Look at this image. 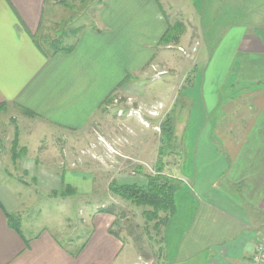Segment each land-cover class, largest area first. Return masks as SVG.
<instances>
[{
  "label": "crops",
  "instance_id": "crops-1",
  "mask_svg": "<svg viewBox=\"0 0 264 264\" xmlns=\"http://www.w3.org/2000/svg\"><path fill=\"white\" fill-rule=\"evenodd\" d=\"M104 3L97 26L82 28L80 37L70 44L75 45L74 50L54 54L41 49L36 36L48 28L47 23L54 22L56 8L66 6L64 0H0L1 110L17 109L30 124L82 132L99 109L108 108V98L131 89L138 92L134 84L127 82V74L140 77L150 64L154 68L156 53L152 48L161 45L168 29H183L166 41L168 47L176 42H192L194 29L214 30L217 52L204 70L202 85L204 109L214 117L203 132L209 125L208 140L220 145V149L216 147L215 163L207 173H214L218 165L213 184L220 178L225 183L219 195L220 206L230 203L232 207L227 210L210 200L206 206L228 217L235 231L210 242L207 234L214 232L200 225L194 233L197 238L185 239L172 252L169 264H188L190 258L201 255L200 264H247L264 240V0ZM50 7L54 10L48 15ZM122 112L119 109V114ZM117 139L122 140L106 138L113 142ZM113 145L120 154L111 181L146 184L144 174L152 169H129L131 156L119 144ZM41 156L46 159L45 152ZM39 157L26 155L19 161L27 178L37 182L35 196L39 188L59 190L64 185H70L76 195L86 200L98 194L95 175L78 161L81 169L57 168L55 155L51 161L56 169H48ZM139 172L143 174L141 178ZM201 173H206L205 169ZM182 179L190 189L186 177ZM201 179L205 184L206 178ZM28 181L19 178L25 187L31 182ZM211 190L210 186L203 188L207 196ZM24 203L20 204L0 182V264H119L121 243L109 233L114 216L96 215L91 241L80 255L73 256L71 245L63 246L49 230L27 236L9 225L7 214L19 212ZM194 247L196 250L187 254Z\"/></svg>",
  "mask_w": 264,
  "mask_h": 264
},
{
  "label": "rangeland",
  "instance_id": "rangeland-1",
  "mask_svg": "<svg viewBox=\"0 0 264 264\" xmlns=\"http://www.w3.org/2000/svg\"><path fill=\"white\" fill-rule=\"evenodd\" d=\"M104 1L66 0L69 5L56 8V19L46 22L48 28L41 31L37 39L49 53L74 43L82 28L97 26ZM53 10L50 7L48 15ZM180 31L183 29H172L167 40L171 41L173 34ZM213 32L197 28V31L192 30L195 37L190 43L181 41L168 47L167 42H162L154 46L155 69L150 64L140 77L131 72L127 74V82L134 84L138 92L131 89L115 93L108 108L99 109L82 132L70 133L44 124H30L17 109L0 110V182L14 193L20 204L23 200L25 202L19 212L13 213L20 219L25 235L33 236L44 229L49 230L63 246L71 245V255L78 256L95 233L93 218L108 214L114 216L109 233L121 243L119 264H169V258L174 256L172 252L185 239L193 241L197 238L194 233L200 225L205 224L206 230L214 232L207 234L210 242L235 231L228 217L207 210L206 206L208 200L220 206L219 195L225 186L221 178L213 184L218 165L214 167V173H207V168L215 163L214 154L220 145L208 140L209 125L203 132L205 124L212 125L214 117V114L206 113L202 99L204 70L218 47L215 44L218 36ZM163 69L165 71L160 73ZM136 107L138 110L135 111ZM119 109L123 111L121 114ZM133 114L141 116L143 124ZM166 118L171 120L174 129L172 136L161 134V124ZM16 137L19 140L14 148ZM118 137L122 140H106ZM113 144H119L120 149L131 156L129 169L140 171L148 166L152 169L151 174L161 171L180 184L175 193L174 213L168 217L166 210L155 216L144 214L146 207L134 205L114 194L110 184L117 171L114 164L120 151ZM22 148L26 150L24 156H40L48 169H56L51 161L55 155L57 168L75 169L80 166L77 164H82L95 175V188L99 195L86 200L87 197L67 189V196H64L63 187L59 190L42 187L35 196L37 182L23 173L19 166L22 157L14 159V151L19 152ZM42 152H45L46 159L41 156ZM77 161L79 163L76 164ZM204 169L206 173L203 174L201 171ZM139 175L140 172L138 177L143 176ZM195 175L199 178L193 177ZM183 177L189 182L190 189L184 186ZM19 178L31 181L29 186L25 187ZM201 178H206L205 184ZM206 186L212 189L209 196L203 192ZM220 207L229 210L232 204ZM149 216H153V220ZM195 247L187 254L195 251ZM202 257L190 258L188 264H200Z\"/></svg>",
  "mask_w": 264,
  "mask_h": 264
},
{
  "label": "trees",
  "instance_id": "trees-1",
  "mask_svg": "<svg viewBox=\"0 0 264 264\" xmlns=\"http://www.w3.org/2000/svg\"><path fill=\"white\" fill-rule=\"evenodd\" d=\"M64 3L66 5H69V3L64 0ZM172 30V29H171ZM171 30H167L160 42H166L167 41V35L169 34ZM38 36H36V42L38 46L41 49H45L42 45V43L37 39ZM75 48V45H66L62 48L56 49L53 53H59V52H71ZM110 98H108L107 102H110ZM2 106H0V110ZM28 114L32 115V112L26 111ZM174 133V129L171 123V120L169 118H166V120L161 124V134L162 135H170L172 136ZM18 137L14 139L13 147L16 148L18 144ZM16 150V149H15ZM26 154V150L22 148L21 151L17 152L14 151V159L21 158ZM161 172V171H160ZM146 173L145 176L147 177V183L144 185L140 184H123L120 185L116 183L115 181H112L110 186L114 190L115 195H119L120 197H123L124 199L130 200V202L134 205L146 207L143 211L144 214L153 215L155 216L156 213H159L160 211L166 210L167 217L174 213L175 211V193L180 188V184H178L176 181L173 180V178L164 176L162 173ZM69 191H75L74 188H72L70 185H64L62 194L64 196L66 195V190ZM65 192V193H64ZM152 216V217H153ZM9 225L14 228L17 232L21 233V221L18 217H16L14 214H7ZM149 216V219L153 220V218ZM149 220V221H150ZM148 221V222H149ZM157 227V226H155ZM118 235L117 233H115ZM85 245H83V248Z\"/></svg>",
  "mask_w": 264,
  "mask_h": 264
},
{
  "label": "built area",
  "instance_id": "built-area-1",
  "mask_svg": "<svg viewBox=\"0 0 264 264\" xmlns=\"http://www.w3.org/2000/svg\"><path fill=\"white\" fill-rule=\"evenodd\" d=\"M247 264H264V240L257 246L255 253L252 255Z\"/></svg>",
  "mask_w": 264,
  "mask_h": 264
}]
</instances>
